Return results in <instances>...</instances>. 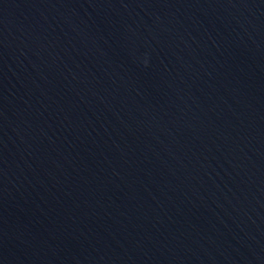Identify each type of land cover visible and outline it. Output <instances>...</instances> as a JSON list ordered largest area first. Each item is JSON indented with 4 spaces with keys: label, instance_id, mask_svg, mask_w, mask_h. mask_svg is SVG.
<instances>
[{
    "label": "water",
    "instance_id": "obj_1",
    "mask_svg": "<svg viewBox=\"0 0 264 264\" xmlns=\"http://www.w3.org/2000/svg\"><path fill=\"white\" fill-rule=\"evenodd\" d=\"M0 264H264V0H0Z\"/></svg>",
    "mask_w": 264,
    "mask_h": 264
}]
</instances>
